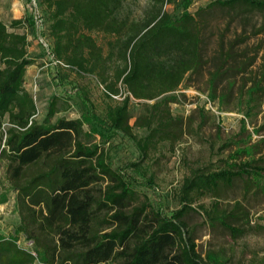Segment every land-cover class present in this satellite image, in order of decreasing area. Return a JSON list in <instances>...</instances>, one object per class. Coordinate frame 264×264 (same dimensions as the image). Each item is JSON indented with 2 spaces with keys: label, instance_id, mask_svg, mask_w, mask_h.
<instances>
[{
  "label": "trees",
  "instance_id": "1",
  "mask_svg": "<svg viewBox=\"0 0 264 264\" xmlns=\"http://www.w3.org/2000/svg\"><path fill=\"white\" fill-rule=\"evenodd\" d=\"M129 1L38 0L55 58L65 67L95 75L110 98L121 96L107 106L105 116L87 93L77 89L81 117L53 122L54 96L48 115L38 121L35 99L24 85L27 67L35 62L29 53L31 24L25 16L9 24L0 20V158L18 190L22 214L15 236L0 235V264H225L216 255L209 254V260L201 256L184 217L197 198L217 195L237 179L261 176L263 164L251 157L216 170H193L179 188V208L166 214L148 200L128 208L136 199L133 186L138 180L110 160L106 143L119 133L143 156L159 142L181 137L184 118L174 116L171 104L178 101L186 75L204 61L203 40L190 10L194 0H149L141 18L127 12ZM166 3H174L177 13L166 10ZM215 4L264 10V0H214L211 5ZM93 32L103 33L106 46ZM221 69L211 72V83ZM260 88V81H255L249 93ZM132 97L154 100L142 104L144 112L133 124ZM209 97H217L215 86ZM136 127L144 128L146 135L137 134ZM95 136L99 141L92 140ZM103 179L108 183L96 195L93 185ZM201 207L234 238L244 233L228 221L229 213L213 216ZM100 210L107 211L102 218ZM100 219L111 228H99ZM20 233L34 239L32 249L20 246Z\"/></svg>",
  "mask_w": 264,
  "mask_h": 264
},
{
  "label": "rangeland",
  "instance_id": "2",
  "mask_svg": "<svg viewBox=\"0 0 264 264\" xmlns=\"http://www.w3.org/2000/svg\"><path fill=\"white\" fill-rule=\"evenodd\" d=\"M148 1L130 0L126 10L141 18L147 12ZM213 1L194 0L190 7L203 40L204 61L201 68L186 75L177 91L178 101L171 104L174 116L184 118L181 137L175 142H159L144 156L138 146L121 133L106 143L113 167L138 180L133 186L136 199L128 208L148 200L155 209L171 214L179 208V188L193 170H216L251 157L256 164L264 165V10L242 5H211ZM165 8L171 13L176 11L174 3H166ZM37 13L45 14L38 0H0V20L9 24L13 16L23 15L31 24L29 53L35 62L27 67L24 85L35 99V118L45 119L54 96L57 99L56 111L51 117L53 122L59 117H81L83 108L77 89L87 93L97 112L105 116L107 106L121 96L110 98L95 75L55 63L54 56L41 41V38L48 39L46 31L37 30L35 26ZM92 34L106 46L103 33ZM219 66H222V74L213 84L211 72ZM255 81H260L261 88L251 96L249 89ZM212 86L216 87L217 97L210 103L207 96ZM121 91L125 94L126 89L121 86ZM152 102L154 100L132 97L130 123L144 112L143 103ZM202 107L204 111L200 110ZM88 128L85 125V129ZM134 131L140 136L147 133L140 127ZM91 138L99 141L98 136ZM241 149L244 151L238 155ZM132 162L136 165H131ZM107 183V179L95 183V194L100 195ZM0 199H5L0 203V235L15 236L22 222L18 190L10 183L5 160L1 158ZM201 205L214 212L213 216L229 213L228 221L242 228L244 233L234 238ZM106 213L100 210L99 218ZM184 219L204 259L209 260L210 254L225 264H264V171L252 179H237L217 195L197 198ZM97 226L111 228L101 219ZM18 243L32 249L34 239L20 233ZM116 262L121 263L122 259Z\"/></svg>",
  "mask_w": 264,
  "mask_h": 264
},
{
  "label": "built area",
  "instance_id": "3",
  "mask_svg": "<svg viewBox=\"0 0 264 264\" xmlns=\"http://www.w3.org/2000/svg\"><path fill=\"white\" fill-rule=\"evenodd\" d=\"M34 21H35V26H36V28H37V30H40V31H46V26H47V24H46V20H45V18H44V15L42 14V13H37L36 14V16H35V18H34ZM47 35V34H46ZM47 38H48V36H47ZM49 39V38H48ZM48 39H46V38H41V41H43V44L49 49V51L52 53V55L54 56V53L52 52L53 50H52V42H50V40H48ZM54 58H55V56H54ZM55 63H57V64H59V65H61V66H66L62 61H60V60H58V59H56L55 58V61H54ZM207 100L211 103L212 102V100L210 99V97L209 96H207ZM197 106V105H196ZM195 106V107H196ZM206 107V106H205ZM32 252L34 253V254H36V252L34 251V250H32Z\"/></svg>",
  "mask_w": 264,
  "mask_h": 264
},
{
  "label": "crops",
  "instance_id": "4",
  "mask_svg": "<svg viewBox=\"0 0 264 264\" xmlns=\"http://www.w3.org/2000/svg\"><path fill=\"white\" fill-rule=\"evenodd\" d=\"M21 17H23V15H15V16L12 17V19H14V18H21ZM12 19L10 20V22L12 21Z\"/></svg>",
  "mask_w": 264,
  "mask_h": 264
}]
</instances>
